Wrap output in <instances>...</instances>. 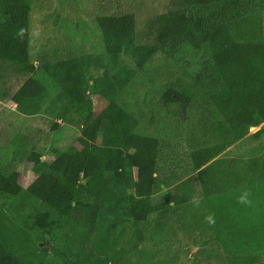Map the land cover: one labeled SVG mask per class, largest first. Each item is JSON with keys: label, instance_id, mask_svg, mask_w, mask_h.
<instances>
[{"label": "rangeland", "instance_id": "1", "mask_svg": "<svg viewBox=\"0 0 264 264\" xmlns=\"http://www.w3.org/2000/svg\"><path fill=\"white\" fill-rule=\"evenodd\" d=\"M170 2L29 0L31 62L37 66L42 57L55 60L82 55L100 59L101 71L96 73L97 80L89 81L87 93L94 110L100 112L108 101H117L140 119L137 133L161 142L157 184L151 197L154 205L164 202L166 194L180 182L198 176V199H209L202 202L204 210L193 212L200 216L203 211L209 213L210 200L212 208L238 207L251 217L249 222L256 218L264 222L263 124L250 129L245 138L234 142L200 173L191 163L192 152L201 146L235 138L209 98L219 89L220 79L207 44L179 39L157 53L144 71L138 69L130 53L115 57L106 51L104 36L96 25L98 16L134 14L136 41L143 44L151 33L149 22L168 12ZM237 2L224 0L187 10L206 28L226 22L238 39L263 41L264 12L242 17ZM18 69L0 61V167L18 172L22 187L27 189L36 175L28 162L32 150L22 149L15 156L12 143L16 136L26 127L43 133L36 152L51 165L57 159H70L67 149L81 136L83 126L64 115L53 95L43 101L37 115L22 114L19 104L37 97L41 82L33 75L23 76ZM128 71H132L131 82L118 94L111 85L113 80L106 77ZM171 91L177 94L172 93L173 99L167 96ZM191 97L197 101L184 102ZM191 206L197 208L196 199ZM186 213L172 209L152 214L139 225L104 218L97 233L85 235L68 225L59 227L58 212L29 192L18 196L0 192V241L24 264H65L50 253V248L65 251L73 262L80 259L84 264L106 260L112 264H264V255H250L245 248L225 250L214 237L216 233L204 236L185 231ZM261 233L264 237V229ZM260 248L264 250V244Z\"/></svg>", "mask_w": 264, "mask_h": 264}, {"label": "trees", "instance_id": "2", "mask_svg": "<svg viewBox=\"0 0 264 264\" xmlns=\"http://www.w3.org/2000/svg\"><path fill=\"white\" fill-rule=\"evenodd\" d=\"M221 1L224 0H171L168 12L149 22L151 33L143 44L136 41L134 14H104L96 18L107 53L115 57L130 53L141 71L154 62L157 53L179 39L207 44L220 79L219 89L209 98L235 138L193 151L191 163L198 173L234 142L245 138L252 127L264 124V40L238 39L226 22L206 28L187 10ZM237 1L242 17L264 12V0ZM30 33L29 0H0V61L17 66L20 74L33 75L41 82L39 95L24 99L18 106L20 112L37 115L43 101L53 95L61 103L64 115L82 124V134L67 149L69 160L57 159L48 165L36 152L43 133L26 127L12 147L15 156L22 149L32 150L28 162L35 167V180L24 189L18 172L9 173L0 167V192L14 196L29 192L58 212L59 227L68 225L75 233L85 235L97 233L104 218L139 225L152 214L180 209L187 212L185 231H198L204 236L216 233L214 237L227 251L238 247L247 249L250 255H264L260 248L264 244L260 219L249 222L251 217L238 207L212 208L210 200L209 213L203 211L200 216L193 212L206 207L202 202L207 198L196 200L197 208L191 206L201 195L198 176L180 182L166 194L164 202L154 205L151 197L157 184L160 140L137 133L140 119L117 101H108L100 112L94 110L87 93L89 81L97 80L96 73L101 71L100 59L92 55L55 60L42 57L36 66L31 62ZM131 72L106 79L113 80V89L121 94L131 82ZM172 93L176 91L168 93L170 99L175 96ZM188 100L197 101L191 97L184 102ZM231 209H235L234 213ZM49 251L65 264H84L80 259L73 262L58 248ZM0 264L24 263L0 241ZM97 264L112 263L106 260Z\"/></svg>", "mask_w": 264, "mask_h": 264}, {"label": "crops", "instance_id": "3", "mask_svg": "<svg viewBox=\"0 0 264 264\" xmlns=\"http://www.w3.org/2000/svg\"><path fill=\"white\" fill-rule=\"evenodd\" d=\"M263 127H264V124H263ZM221 187V186H220ZM215 188V187H214ZM220 190V189H219ZM216 195V194H215ZM214 196V195H213ZM207 199H209V198H207ZM196 200H201V199H196Z\"/></svg>", "mask_w": 264, "mask_h": 264}, {"label": "water", "instance_id": "4", "mask_svg": "<svg viewBox=\"0 0 264 264\" xmlns=\"http://www.w3.org/2000/svg\"><path fill=\"white\" fill-rule=\"evenodd\" d=\"M254 128H255V127H252L251 130L254 129ZM85 183H86V182H85Z\"/></svg>", "mask_w": 264, "mask_h": 264}]
</instances>
